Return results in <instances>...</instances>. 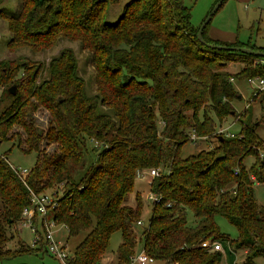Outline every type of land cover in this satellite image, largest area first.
<instances>
[{
    "label": "trees",
    "instance_id": "trees-1",
    "mask_svg": "<svg viewBox=\"0 0 264 264\" xmlns=\"http://www.w3.org/2000/svg\"><path fill=\"white\" fill-rule=\"evenodd\" d=\"M118 1L21 0L16 12L3 11L9 48H46L60 36L80 41L91 52L97 87L87 93L70 49L45 67L0 59V84L17 88L0 112V144L12 141L0 156V264L12 253L34 251L21 241L18 250L5 247L29 205V188L55 189L52 217L67 237L85 234L69 264H101L116 231L122 233L116 264H133L137 240L149 257L165 264H219L222 250L209 244L226 242L244 252L241 264H256V257H264V207L253 191L254 183L264 182V152L259 157L257 150L263 143L252 124L218 139L208 114L218 121L235 115L231 102L237 92L230 79H264V57L199 43L184 0H129L118 20L108 23L105 6ZM208 25L202 31L208 43L264 51L249 41H214ZM229 62L244 66L232 75ZM37 111L46 117L42 131L32 116ZM189 134L215 136L219 145L181 157ZM87 141L100 149L75 179L85 165ZM14 144L36 152L25 183L7 161ZM252 154L256 161L246 168L244 158ZM150 169L158 170L149 189L160 202L150 205L148 223L137 235L133 223L141 220L144 200L136 195L130 206L126 194L135 177ZM218 217L235 227V239L221 232Z\"/></svg>",
    "mask_w": 264,
    "mask_h": 264
},
{
    "label": "rangeland",
    "instance_id": "rangeland-1",
    "mask_svg": "<svg viewBox=\"0 0 264 264\" xmlns=\"http://www.w3.org/2000/svg\"><path fill=\"white\" fill-rule=\"evenodd\" d=\"M21 0H0V59H16L18 62L31 61L37 67L38 64L47 66L49 61L53 58H57L59 52L63 49H70L75 53L77 60L78 74L82 77L86 86L88 94H93L96 91L97 85L95 84V69L91 65L90 56L91 52L86 49H82L81 43L78 40H72L68 37H58L52 46L34 49L29 46L9 48L8 38L11 35L7 24L6 13L16 12L20 7ZM129 0H119L116 3H107L104 9L103 17L108 23H114L120 17L124 6ZM187 7L190 9L191 23L194 27L199 28L200 24L205 20L206 15L215 5L217 0H184ZM100 20H102L100 18ZM208 33L213 38H217L222 41L232 42L237 40L239 43L247 44L248 41L255 45L264 46V0H226L223 5L215 12L210 24L208 25ZM228 71L230 74H235L243 68V64L237 62H229ZM47 75L46 72L40 74L36 83L39 82L42 77ZM234 89L237 92V96L231 102L233 107L234 116H227L225 119L218 121L214 113L209 112V117L213 121V126L218 131L219 128H224L226 131L235 134L240 130L242 124L254 125L258 140L263 143L264 146V94L257 92L253 83H248L247 79H233ZM8 85L0 84V112L4 110L7 103L11 99V93L7 90ZM35 124L39 131L46 128L47 122L44 113L40 114L39 111L33 113ZM202 118V115H201ZM191 130L189 133H192ZM190 137V134H189ZM12 141H4L0 144V152L4 151L11 144ZM218 139L215 136L203 137V139L191 140L187 139V142L183 144L180 149V156L187 157L190 154H196L204 149H212L217 147ZM263 146L257 147L259 157L264 152ZM87 150L84 151V166L77 169L74 173V178L77 179L89 164L95 160L97 151L100 149L97 143L94 141H87ZM51 150L52 147H47ZM8 160L11 164L17 167L19 170H30L35 164L36 152L32 151L26 153L21 150L16 144H14L8 153ZM256 161L254 154L248 155L244 158L243 164L246 168L252 166ZM264 174V168H263ZM140 173L135 177L133 190L126 195L127 204L135 206V197L140 195L144 200L142 206V213L140 219L143 223L142 227L146 226L150 216V204L146 202L145 196L149 189L148 181L150 178H140ZM55 189L45 188L42 192L53 194ZM254 197L257 205L264 207V182H256L253 185ZM54 195V194H53ZM57 195H55L56 197ZM193 220L191 211H187V221L190 224ZM216 224H218L221 232L228 235L230 239H235L237 231L233 225L228 223L224 217L216 218ZM134 228L137 231V235L141 232L139 230L142 227L136 226L133 223ZM139 228V230H137ZM13 229V228H12ZM57 237L66 244L68 253L72 254L73 249L78 245L79 241L85 235L80 233L76 237H67L66 229L61 225H57L55 228ZM13 237H11L5 244L6 248H12V250H18L20 241L24 245H28L30 248H34L31 253L19 251L11 254V257H7L1 260L2 264H62L58 260L52 258L49 254H46L42 247L40 250L37 247L31 245L34 238V234L27 227L23 226L20 222L15 225ZM11 232V228L8 231ZM139 232V234H138ZM122 240V233L116 231L111 234L109 239V246L107 249V258L114 257L116 250ZM135 247V254L141 253L143 250V242L137 240ZM43 243V242H42ZM223 249L220 254L222 255L219 264H241L244 261L245 255L242 250H235L233 244L223 243ZM116 264L117 259L113 258ZM256 264H264V257H256ZM138 264V263H133ZM145 264H165L163 260H154Z\"/></svg>",
    "mask_w": 264,
    "mask_h": 264
},
{
    "label": "built area",
    "instance_id": "built-area-1",
    "mask_svg": "<svg viewBox=\"0 0 264 264\" xmlns=\"http://www.w3.org/2000/svg\"><path fill=\"white\" fill-rule=\"evenodd\" d=\"M233 82V79H230ZM248 83L255 84V90L257 92H261L264 94V79L260 77H249L247 79ZM223 134L226 137H233L235 134L226 131L224 128H219L216 132L217 136H221ZM191 140L198 139L195 134H191ZM1 157H5L2 152H0ZM7 161L9 162L8 158ZM11 168H13L17 174L20 176L22 182H24L25 177L28 174V170H19L13 164L9 162ZM237 171V170H236ZM235 171V172H236ZM158 170L150 169L147 171H141L139 177L145 178L148 177L150 180L148 181V186L150 187L151 180L154 177H157ZM25 183V182H24ZM29 205L23 208L21 211V220L20 223L30 229V231L34 234V238L32 240L31 245L33 247L40 246L38 242H43L44 245L43 251L46 254H49L55 260H58L62 264H69L70 254L68 253V248L64 242H62L56 234L55 227L59 224L52 217V211L57 206V199L53 194H48L47 192H36L29 188ZM146 202L150 205H154L160 202V196L152 193L150 189H148L146 196ZM166 206H170L169 203ZM136 226L142 227L143 223L141 220L135 222ZM210 248L213 250H222V246L220 243L217 244H209ZM132 263L145 264L148 262L154 261L153 258L149 257L144 250L141 253L134 254L132 257Z\"/></svg>",
    "mask_w": 264,
    "mask_h": 264
},
{
    "label": "water",
    "instance_id": "water-1",
    "mask_svg": "<svg viewBox=\"0 0 264 264\" xmlns=\"http://www.w3.org/2000/svg\"><path fill=\"white\" fill-rule=\"evenodd\" d=\"M226 0H217L215 2V5L212 7V9L209 11V13L206 15L205 20L200 24V27L197 29V40L199 43L203 44L204 46L208 47V48H213V49H223V50H229V51H238V52H243V53H251L260 57H264V51H260V50H254L251 49L250 47H243V46H226V45H221V44H212V43H208L204 40L203 38V29L205 28V26H207L212 18L214 17L215 12L223 5V3ZM9 92H11L12 94L16 92L17 88H16V84L13 83L10 86L7 87ZM218 139H221V136L219 135Z\"/></svg>",
    "mask_w": 264,
    "mask_h": 264
},
{
    "label": "crops",
    "instance_id": "crops-1",
    "mask_svg": "<svg viewBox=\"0 0 264 264\" xmlns=\"http://www.w3.org/2000/svg\"><path fill=\"white\" fill-rule=\"evenodd\" d=\"M208 33V32H207ZM208 36H209V38L210 39H212V40H214V41H216V40H218V41H222V40H219V39H215V38H213L212 37V35H210V33H208ZM236 40H232V42H235ZM222 42H227V43H232V42H228V41H222ZM255 45V44H254ZM255 46H257V47H261V48H264V46L263 45H255ZM237 63H240V62H237ZM241 64H243V63H241ZM244 66V65H243ZM228 67H229V64H227V69H228ZM226 69V71H228ZM229 72V71H228ZM145 203V202H144ZM146 204V203H145ZM137 230H139V228H137ZM137 233V231L135 230V234ZM113 258H115V256L113 257H109V258H107V255L106 254H104V256L101 258L102 260H101V264H112L113 262H114V259Z\"/></svg>",
    "mask_w": 264,
    "mask_h": 264
}]
</instances>
